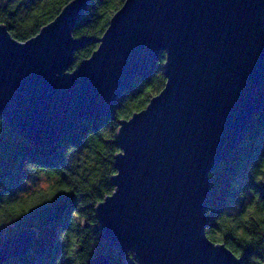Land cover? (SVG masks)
Here are the masks:
<instances>
[{"label": "water", "instance_id": "95a60500", "mask_svg": "<svg viewBox=\"0 0 264 264\" xmlns=\"http://www.w3.org/2000/svg\"><path fill=\"white\" fill-rule=\"evenodd\" d=\"M88 0H71L25 41L0 24V118L47 148L80 124L113 119L121 94L164 53L163 88L118 121L114 190L94 208L124 264H242L206 236L209 174L264 109V0H124L70 71ZM36 232L0 243V264L25 254ZM85 264H113L103 253Z\"/></svg>", "mask_w": 264, "mask_h": 264}, {"label": "trees", "instance_id": "16d2710c", "mask_svg": "<svg viewBox=\"0 0 264 264\" xmlns=\"http://www.w3.org/2000/svg\"><path fill=\"white\" fill-rule=\"evenodd\" d=\"M71 0H0V24L25 41ZM124 0H88L73 29L89 41L73 54L70 71L88 58ZM164 53L121 94L113 119L84 122L47 148L30 145L0 118V243L23 228L35 230L32 247L4 264H85L98 253L124 264L104 242L94 208L113 192L118 121L144 109L164 86ZM45 178L43 188L27 183ZM207 238L223 244L242 264H264V109L242 143L209 174Z\"/></svg>", "mask_w": 264, "mask_h": 264}, {"label": "rangeland", "instance_id": "374dc122", "mask_svg": "<svg viewBox=\"0 0 264 264\" xmlns=\"http://www.w3.org/2000/svg\"><path fill=\"white\" fill-rule=\"evenodd\" d=\"M27 187H28V189H36V188H43V187H45L46 186V182H45V178H41V179H37V180H34V181H30V182H28L27 184ZM34 242V241H33ZM32 245H33V243H32ZM32 245H31V247H32ZM30 247V248H31ZM29 248V249H30ZM22 256V255H21ZM20 257V256H19Z\"/></svg>", "mask_w": 264, "mask_h": 264}]
</instances>
